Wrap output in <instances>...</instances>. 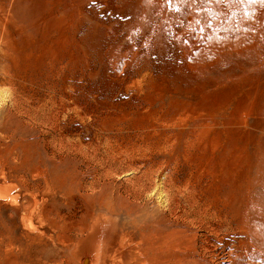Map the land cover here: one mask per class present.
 <instances>
[{"label":"rangeland","instance_id":"obj_1","mask_svg":"<svg viewBox=\"0 0 264 264\" xmlns=\"http://www.w3.org/2000/svg\"><path fill=\"white\" fill-rule=\"evenodd\" d=\"M263 196L261 0H0V264H264Z\"/></svg>","mask_w":264,"mask_h":264},{"label":"bare ground","instance_id":"obj_2","mask_svg":"<svg viewBox=\"0 0 264 264\" xmlns=\"http://www.w3.org/2000/svg\"><path fill=\"white\" fill-rule=\"evenodd\" d=\"M70 64V63H69ZM68 66V65H67ZM66 66V67H67ZM64 68V67H63ZM69 69V68H68ZM70 77V76H69ZM262 184V183H261ZM263 188V187H262ZM252 189V188H251ZM254 189V188H253ZM250 192H252V191H250ZM253 193V192H252ZM255 194V193H254ZM254 194H252V195H254ZM251 195V196H252ZM254 196H256V195H254ZM260 196V195H259ZM253 198V197H252ZM251 198V199H252ZM263 198H264V196H263ZM250 199V198H249ZM261 199V198H260ZM257 200V199H256ZM253 201V200H252ZM258 202H259V200H257ZM248 203V202H247ZM254 203V202H253ZM252 203V204H253ZM255 204V203H254ZM255 205H257V204H255ZM258 206V205H257ZM260 207H262L263 208V212H264V202H262V201H260ZM249 209V208H248ZM261 210V209H260ZM249 212V211H248ZM263 214V213H262ZM243 216V218L245 219V221L244 222H238V223H235L234 224V226L232 227V230L231 231H234V230H240V228L242 229L243 227H245V226H249V225H251V223H254L255 225H256V227H254V230L252 231V233H251V235H249V236H244L243 238H240V237H238L237 236V238L235 239V242L234 243H232V247H235L236 249H240V251L242 250H244V251H249L251 248H254V247H257V248H259V249H263L264 248V220H262V218H258V220H253L252 218H250L249 217V215L248 214H246V213H244V215H242ZM207 217V216H206ZM262 217V216H261ZM219 217H217V219H218ZM210 219V218H209ZM208 219V220H209ZM219 220V219H218ZM212 221V220H211ZM215 221V220H214ZM207 222H209V221H207ZM210 223V222H209ZM217 223V222H216ZM224 223V222H223ZM201 224H202V222H201ZM222 224V223H221ZM229 224V223H228ZM218 225L220 226V224H219V222H218ZM223 225V224H222ZM227 225V224H226ZM205 226L206 227H208L206 224H205ZM259 226H260V228H259ZM88 227V226H87ZM163 227V226H162ZM203 227V226H202ZM210 227V226H209ZM212 227H214V225L212 226ZM218 227V226H217ZM229 227H230V224H229ZM219 228V227H218ZM226 228H227V226H226ZM259 228V229H258ZM88 229V228H87ZM135 229V228H134ZM213 228H211V230H212ZM215 229V228H214ZM160 231H162V230H164V229H162V228H160L159 229ZM206 230V229H205ZM216 230V229H215ZM214 230V231H215ZM218 230H220V229H218ZM217 230V231H218ZM228 230H230V228L228 229ZM152 231H155V233L156 232H158V231H156V230H154V227H152V228H149L148 230H146L145 232L144 231H141V232H139L138 234H144V235H146L147 234V232L148 233H150V232H152ZM159 231V232H160ZM230 231V232H231ZM228 232V231H227ZM230 232H228V234H227V238H229V236H230ZM146 233V234H145ZM215 233V232H214ZM231 233H233V232H231ZM235 233V232H234ZM127 235H128V237L127 238H131V239H133L134 237H136L135 235V231L133 230L132 231V233H130V232H128V233H126ZM151 234V233H150ZM211 234H212V231H211ZM218 235H220L219 233H217ZM216 235V234H215ZM226 235V234H225ZM232 235V234H231ZM236 235H238V234H236ZM152 237L154 236V235H151ZM150 236V237H151ZM243 236V235H242ZM123 237H124V234H123ZM141 237H142V235H141ZM146 237H147V235H146ZM146 237H145V239H146ZM156 237V236H155ZM205 237V236H204ZM225 237V236H224ZM122 238V237H121ZM126 238V239H127ZM130 238H129V240H130ZM149 238V237H148ZM154 238V237H153ZM220 238V237H219ZM226 238V239H227ZM231 238H232V236H231ZM230 238V239H231ZM125 239V238H124ZM156 239H158V236H157V238ZM208 239V238H207ZM220 239H222V238H220ZM134 240L135 239H133V242H134ZM225 240V239H224ZM223 240V241H224ZM139 241V240H138ZM153 241H154V239H153ZM226 241V240H225ZM144 242V241H143ZM151 242V241H150ZM149 242V243H150ZM203 242H205V241H203ZM135 243V242H134ZM133 243V244H134ZM138 243V242H137ZM141 243H142V241H141ZM225 244H226V242H224ZM227 243H228V241H227ZM139 244H140V242H139ZM145 244V243H144ZM231 244V243H230ZM235 244V245H234ZM135 245V244H134ZM146 245V244H145ZM148 245V244H147ZM207 245V244H206ZM138 246V245H137ZM136 246V247H137ZM158 245H156V246H149L148 248H147V250L146 251H148V253L150 254V256L148 257V259L151 261H153V262H156V264H164V263H168V261L166 262L165 261V259H164V255L166 254V253H164V250H165V246L164 245H160V246H162L161 248H158L157 247ZM199 246V245H198ZM139 247V246H138ZM141 247V246H140ZM145 246H143V248H144ZM135 248V247H134ZM133 248V249H134ZM143 248H142V250H143ZM146 248V247H145ZM144 248V249H145ZM204 249H207V248H205V246L203 247ZM201 249H202V247H201ZM234 249V248H233ZM255 249V248H254ZM141 250V249H140ZM202 251V250H201ZM203 251H206V250H203ZM238 251V250H237ZM143 253H144V250L142 251ZM99 253H101V256H102V251L101 252H99ZM148 254V255H149ZM244 255V254H243ZM169 256V255H168ZM249 256V255H248ZM86 257V256H85ZM145 257V256H144ZM146 259H147V257H145ZM194 258V257H193ZM201 258H202V256H201ZM200 259V258H199ZM168 260V259H167ZM193 260V259H192ZM148 261V260H147ZM165 261V262H164ZM145 262V261H144ZM149 262V261H148ZM147 263V262H146ZM146 263H144V264H146ZM155 264V263H154Z\"/></svg>","mask_w":264,"mask_h":264},{"label":"snow or ice","instance_id":"obj_3","mask_svg":"<svg viewBox=\"0 0 264 264\" xmlns=\"http://www.w3.org/2000/svg\"><path fill=\"white\" fill-rule=\"evenodd\" d=\"M262 3H264V0H261ZM247 3H256V0H247Z\"/></svg>","mask_w":264,"mask_h":264}]
</instances>
